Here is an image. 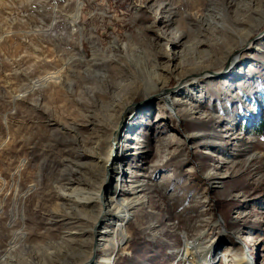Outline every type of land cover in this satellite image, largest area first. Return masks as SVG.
Listing matches in <instances>:
<instances>
[{"label": "rangeland", "instance_id": "obj_1", "mask_svg": "<svg viewBox=\"0 0 264 264\" xmlns=\"http://www.w3.org/2000/svg\"><path fill=\"white\" fill-rule=\"evenodd\" d=\"M147 1L0 0V264H264V0ZM116 85L103 168L79 123ZM111 196L142 204L109 251L111 214L82 249L47 221Z\"/></svg>", "mask_w": 264, "mask_h": 264}, {"label": "bare ground", "instance_id": "obj_2", "mask_svg": "<svg viewBox=\"0 0 264 264\" xmlns=\"http://www.w3.org/2000/svg\"><path fill=\"white\" fill-rule=\"evenodd\" d=\"M150 1H152V0H149L147 2H150ZM147 2H145V4H147ZM158 9H160V7ZM170 11L171 10L169 8H167V12H170ZM172 29H173V27H172ZM178 32L179 31H176L177 35L180 36L181 40H182V36L179 34L180 32L179 33ZM166 48H168L167 44H166ZM171 51H172V49H171ZM172 54L174 55V51ZM162 55H165V54H162ZM166 56H168V55H166ZM167 60H168V58H167ZM170 61H164L163 65H161L160 63H157V68L168 70L167 66L169 65L168 62H170ZM166 62H167V64H166ZM87 64L92 66V63L90 64V62H88ZM170 71H168V72H170ZM109 77H113V76H109ZM103 83H104V81H103ZM109 83H107V84H109ZM162 84H164V83H162ZM117 90H118L117 85H116L115 89L114 88L110 89L108 87V91H106L105 96L104 97L102 96L103 98L100 99L101 105L96 106L95 108H93V107L91 108L89 106H86V108H87L86 114H84L82 116V120L78 119V120H81V122L83 121L82 122L83 124L79 123V124H81V127L86 128L88 126V125L86 126L87 122L90 123V125H89V127H90L89 132L90 133H88L89 138L87 139L86 143L83 141L84 146H86V145L89 146V147L87 146L88 147L87 150H89V152L80 153L82 156L81 158L84 160H85L86 156L94 158L95 160H93V162H92V163H94V165H97V163L95 161H99L101 159V161H102L101 167H103V168H105V166L107 165L108 159L104 160L100 157L101 151H102V149H101L102 144H104L108 141L113 143V144L120 142L119 137H114L113 135H111L109 132V129L112 126H117V127H121V131H123L124 129H125L124 131L129 130V129H126V127L124 128V126H122L120 124V118L118 116V110L120 109L121 106L124 105V102H123V100L118 98L120 96V94H118ZM124 90H125V86H124V88L120 89V92L124 93ZM102 104H104V107L102 106ZM97 107H100V109H98ZM88 108H91V109H88ZM95 112H97V114H95ZM81 127H79V129H81ZM85 131H87V130H85ZM136 183H138L137 189H140L141 191L145 190V185L143 183H141V182H136ZM68 185L69 186L66 189L67 194L65 195V197L67 199L66 203L68 205L75 204L76 208L83 209L85 206V203H86L85 201H88L90 198L83 197V196L81 198L78 196L79 194H81V191L77 190V188H76L78 186L77 183L76 184L71 183V185L70 184H68ZM123 187L124 186L119 185L120 190H124ZM135 192H136V190L134 188H131V186H130V190H126L125 192H123V194H125L127 196H131ZM71 196H74V198H71ZM141 200L142 199L140 197H138L134 201L130 200V198H128V197H125V199L123 201H117L116 198L111 196L108 199V203L103 205L106 207V211L104 213L100 212L98 214V216L96 217L95 221L93 219V226L91 228H89V227L80 228V226L83 225L82 224L83 220H81V217H77V218H75L76 219L75 220L74 218H71L72 216L69 213L63 212L64 210L60 211L61 213L55 212V213H58L59 216H55L52 213L48 214V215L46 214V216H48V218H49L47 221L49 223H52V224H49L50 226L57 223L56 222L57 219H60V221L62 222L61 223L62 225H63V221L66 222L68 227L65 224L63 225L64 229L66 230L64 232L63 239H65V241L69 244V247L80 248L81 246H84V245H90L89 241L92 240L91 238L94 234V229H93L94 226L96 224L105 226L107 223L106 222L107 221L106 215H109V214L113 215L116 218V220H115L116 224L114 225V227H111L110 230L107 232L110 235L109 236L98 235L99 238L97 239V243H96V245L100 248H102L104 246V244H109V247L106 248V250L109 251L112 248V245L118 246V241L116 238H114V235L117 236L118 234H120V231H122V234L124 233V220L129 219L132 216V214L135 211L133 213L130 211H132V209H136V206L141 205L142 204ZM120 214H121V216H119ZM109 237H110V239H108ZM87 238H90V240L87 241L86 240ZM81 249H82V247H81ZM183 260H186V257H184ZM107 262L111 263V259L108 258Z\"/></svg>", "mask_w": 264, "mask_h": 264}, {"label": "trees", "instance_id": "obj_3", "mask_svg": "<svg viewBox=\"0 0 264 264\" xmlns=\"http://www.w3.org/2000/svg\"><path fill=\"white\" fill-rule=\"evenodd\" d=\"M260 126L264 129V120L260 123Z\"/></svg>", "mask_w": 264, "mask_h": 264}, {"label": "water", "instance_id": "obj_4", "mask_svg": "<svg viewBox=\"0 0 264 264\" xmlns=\"http://www.w3.org/2000/svg\"><path fill=\"white\" fill-rule=\"evenodd\" d=\"M90 262L92 263L93 261L91 260V261H89V263H90ZM91 263H90V264H91Z\"/></svg>", "mask_w": 264, "mask_h": 264}]
</instances>
